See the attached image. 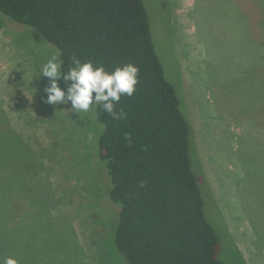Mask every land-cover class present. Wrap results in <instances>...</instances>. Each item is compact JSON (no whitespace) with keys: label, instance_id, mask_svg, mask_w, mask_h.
Instances as JSON below:
<instances>
[{"label":"rangeland","instance_id":"obj_1","mask_svg":"<svg viewBox=\"0 0 264 264\" xmlns=\"http://www.w3.org/2000/svg\"><path fill=\"white\" fill-rule=\"evenodd\" d=\"M145 1L193 123L221 258L264 264V0ZM57 52L0 11V132L10 146L0 150V211L15 230L0 246H31L35 264H128L114 241L120 205L99 156L97 106L78 114L46 103L40 68Z\"/></svg>","mask_w":264,"mask_h":264},{"label":"trees","instance_id":"obj_2","mask_svg":"<svg viewBox=\"0 0 264 264\" xmlns=\"http://www.w3.org/2000/svg\"><path fill=\"white\" fill-rule=\"evenodd\" d=\"M0 11L54 44L63 71L73 57L109 69L128 62L139 66L135 94L117 105L125 118L113 120L96 107L103 125L99 156L110 177V198L120 205L114 241L126 262L229 264L207 216V177L194 153L193 123L157 52L146 1L0 0ZM7 139L0 132L1 151L10 148ZM13 223L12 215L0 211L5 240L14 238ZM9 256L18 264L37 260L31 246H0V257Z\"/></svg>","mask_w":264,"mask_h":264},{"label":"clouds","instance_id":"obj_3","mask_svg":"<svg viewBox=\"0 0 264 264\" xmlns=\"http://www.w3.org/2000/svg\"><path fill=\"white\" fill-rule=\"evenodd\" d=\"M40 72L50 80L45 88L46 103L71 104V110L78 114L86 113L93 106H99L113 120L125 118L126 112L117 105L122 97L135 94L140 81V68L133 62L118 64L111 69L93 60L82 61L73 57L71 66L63 71L61 53L50 56ZM63 78L66 88L59 79ZM0 264H18L14 257H0Z\"/></svg>","mask_w":264,"mask_h":264}]
</instances>
